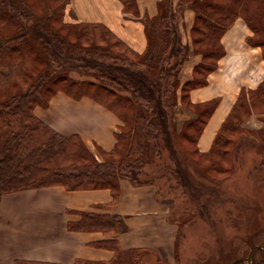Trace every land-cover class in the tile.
<instances>
[{"label": "trees", "instance_id": "obj_1", "mask_svg": "<svg viewBox=\"0 0 264 264\" xmlns=\"http://www.w3.org/2000/svg\"><path fill=\"white\" fill-rule=\"evenodd\" d=\"M118 1L124 12L137 16L135 0ZM68 4L0 0V200L56 186L66 191L107 189L116 200L121 180L151 185L152 165L159 167V178L168 175L182 189H206L192 178L218 183L217 175L223 179L231 172L240 142H259L264 136V129L255 135L240 126L249 113L241 93L210 150L201 153L197 140L217 101L189 100L190 90L205 85L217 67L224 54L221 38L236 19L253 33L248 44L264 50V0H160L156 16L143 21L146 47L141 54L102 24L67 21ZM185 9L194 13L190 44H183L180 31ZM193 55L201 60L192 78L181 83L183 64ZM262 55L264 59V51ZM58 92L74 101L89 98L119 119L112 150L95 147L94 154L78 135H61L35 116L34 110L47 109ZM258 92L259 98L252 97ZM252 98L264 107V82L250 94L254 105ZM212 191L209 196L215 197ZM79 216L68 223L69 231L112 237L127 231L119 216ZM145 255L143 249H117L108 262L73 264H141Z\"/></svg>", "mask_w": 264, "mask_h": 264}, {"label": "crops", "instance_id": "obj_2", "mask_svg": "<svg viewBox=\"0 0 264 264\" xmlns=\"http://www.w3.org/2000/svg\"><path fill=\"white\" fill-rule=\"evenodd\" d=\"M135 1L137 16L124 12L118 0H69L71 16L66 19L102 24L130 50L141 54L146 47L143 21L156 16L160 0ZM187 10L180 20L183 44H190L189 31L194 21V13L188 10L189 27L183 23ZM239 22L235 21L221 38L224 54L215 70L208 74L206 84L189 92L192 104L217 101L197 140L201 153L210 150L241 93L256 89L264 81L263 78L255 86L249 81L236 83L244 74L242 62L248 59L264 72L259 48L245 44L250 33L248 29H241ZM200 60V56L193 55L183 64L181 83L192 78L193 68ZM34 114L61 135H78L92 152L95 147L105 152L112 150L115 133L121 125L116 116L91 99L74 101L61 92L50 99L47 109L36 108ZM79 213L119 216L124 218L127 231L115 237L101 232L69 231L68 223L77 222ZM175 233L168 200L159 199L152 186H133L127 180L119 182L116 200L107 189L66 191L58 186L7 194L0 200V264H14L17 260L54 264H73L77 260L108 262L114 256L112 239L120 250L151 249L169 253Z\"/></svg>", "mask_w": 264, "mask_h": 264}, {"label": "rangeland", "instance_id": "obj_3", "mask_svg": "<svg viewBox=\"0 0 264 264\" xmlns=\"http://www.w3.org/2000/svg\"><path fill=\"white\" fill-rule=\"evenodd\" d=\"M189 15L187 10L183 19L186 27H189L190 24ZM237 20L240 21L241 29L249 30L248 39L251 38L252 31L241 18L235 21ZM245 44L249 45L248 42ZM242 46L246 48V45L242 44ZM251 47L259 48L257 52L263 58L264 50L260 46ZM237 52L243 53V50L237 49ZM243 62L244 74L241 78H237L236 83L250 82L252 86H255L264 78V72L260 70L258 64L256 65L250 59ZM254 90L248 89L242 92L241 100L249 105V113L244 117L240 126L244 131L257 135L259 130L264 129V107L254 99L259 98L261 92L254 93L252 96L254 97L252 99L257 102L256 104L252 105L249 102L250 94ZM259 139V142L252 139H243L240 142L233 154L231 172L223 179L217 175L218 183H210L205 178H192L194 185L206 189H182L168 175L159 178L161 173L158 172V166L152 165L149 168L148 179H151L152 184L145 186L155 188L159 199L168 200L169 218L176 227V233L172 249L168 250L169 253L143 249L146 251V255L141 264H228L237 250L247 251L252 242H262L264 231V136L260 134ZM93 153L96 154V149ZM165 161L167 160L165 159ZM198 182L201 184L198 185ZM210 190L214 191L212 193L215 197L209 196ZM122 219L125 224L124 218ZM111 248L115 252L117 251L114 245Z\"/></svg>", "mask_w": 264, "mask_h": 264}, {"label": "flooded vegetation", "instance_id": "obj_4", "mask_svg": "<svg viewBox=\"0 0 264 264\" xmlns=\"http://www.w3.org/2000/svg\"><path fill=\"white\" fill-rule=\"evenodd\" d=\"M245 251L237 250L228 264H264V231L262 242H252L250 248Z\"/></svg>", "mask_w": 264, "mask_h": 264}]
</instances>
